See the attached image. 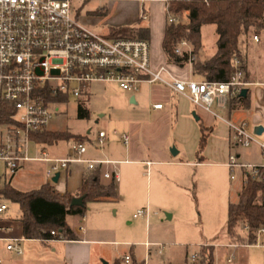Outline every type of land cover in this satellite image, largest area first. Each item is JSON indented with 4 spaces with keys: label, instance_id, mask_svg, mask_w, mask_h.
Listing matches in <instances>:
<instances>
[{
    "label": "built area",
    "instance_id": "2783aa9c",
    "mask_svg": "<svg viewBox=\"0 0 264 264\" xmlns=\"http://www.w3.org/2000/svg\"><path fill=\"white\" fill-rule=\"evenodd\" d=\"M72 1L0 0V107L5 106L9 111L7 118L0 122V161L10 173L25 162L41 161L47 163L46 180L54 184L52 178L57 172L60 177L71 164L82 163L89 171L98 169L100 177L108 182L119 181L117 165L120 161L84 157L87 149L84 141L71 140L67 156L53 157L31 137L33 132L46 129L49 120L59 111L57 99L60 102L78 99L86 94L88 83L113 82L128 92L138 91L142 83L161 84L219 118L211 107L225 108L230 96L240 94L243 87L250 84L243 80L241 62L236 57L232 60L234 73L222 81L185 79L178 77L166 64L154 66L148 40L94 32L72 13ZM147 17L142 11L141 18ZM166 20L176 22L178 18L168 14ZM253 39L258 40V36L254 35ZM189 47L190 44L182 40L176 51ZM193 59L194 55H190L189 62ZM153 107L161 108L162 104L155 103ZM227 125L240 145H259L261 162L239 163L236 155L229 154L224 165L230 171L240 167L253 176L260 169L264 170V143L247 131L244 121H227ZM111 133L123 144H128L126 133L115 129ZM106 136L105 130H97L98 146L104 144ZM31 144L35 148L34 156L29 155ZM5 209L6 205L0 203V213ZM138 216H147L146 210L138 209L133 217ZM244 229L247 230V226ZM51 234L57 233L51 231ZM263 234L264 227H261L257 237ZM57 238L63 239L61 234H57ZM8 241L6 248L20 254L19 239L9 238ZM198 256L197 252L192 253L186 264L197 261ZM232 259V255L227 256L226 264ZM122 261L130 264V254H125ZM142 264H149L147 257Z\"/></svg>",
    "mask_w": 264,
    "mask_h": 264
},
{
    "label": "rangeland",
    "instance_id": "374dc122",
    "mask_svg": "<svg viewBox=\"0 0 264 264\" xmlns=\"http://www.w3.org/2000/svg\"><path fill=\"white\" fill-rule=\"evenodd\" d=\"M143 2L145 9L148 5H151V9L147 13L148 17L142 20L146 21L152 16L155 21L161 23L166 16L163 2L160 0H145ZM101 4V0H73L72 13L74 14L75 10H78L79 15L83 16L87 12L95 11ZM182 20L186 21L184 14H182ZM201 38L206 51H213L216 38L214 26L204 25L201 29ZM239 47L242 53V61L244 62L246 56L248 66L255 77L264 79V71L262 70L264 65V32H260L258 40H254L251 34L242 35ZM150 54L156 61L161 58L155 39L150 44ZM136 94L139 99L138 105L127 100V91L122 90L116 83H88L85 94L88 101L84 103L89 109V117L78 118L76 114L78 99L68 98L66 102L57 104L59 111L49 120L47 129L67 130L73 134H86L88 130H90V134H94L98 129H104L110 135L113 129L122 133L119 127L124 128L130 123L138 121L140 122L141 134L137 143L141 147H148V151L155 153L154 156L152 155L154 159L175 158L172 157L170 151L171 147L176 148L175 143L171 141V129L175 115L170 112L166 118L154 116L150 112V105L158 95L149 92L146 87H142ZM179 104L189 106L191 118L196 124L201 123V120L206 117L214 118L199 107H195L188 98L181 99ZM211 110L227 118V112L224 109H218L213 105ZM193 111L200 117V120H195ZM248 111L249 109H244L245 118H247L244 120L247 123V131L258 140V136L253 133V123L248 121ZM215 119L213 123L220 120V118ZM211 120L209 119V121ZM215 137L219 139L220 135L217 134ZM196 143L197 145L193 149L190 148L191 145L189 144L191 143L188 142L187 149L181 151L176 158L184 161L196 160L195 152L198 142ZM67 146L66 140H59L53 145L46 146V148L51 156L62 157ZM209 148L212 151L219 149L218 142L213 140ZM203 150L202 155H204ZM229 151L230 154L234 155L237 151H242L249 156L250 160L258 156L255 143L248 147L240 144L234 145ZM29 155H35V148L32 144ZM123 165L125 164H122V167ZM33 168L42 170L43 164L28 162L12 177V174L5 169L4 164L0 161V185L11 179V184L15 188L30 189L36 186L39 180L46 178L42 172H34ZM133 169L134 172L138 170L136 172L139 174L146 170L145 175L139 176L135 182L134 192L129 187L128 189L119 188L116 202H106L105 204L87 202L86 204L85 214L88 217L86 226L94 224L100 205L109 206L108 215L114 222L116 231L103 232L104 235H99V237L130 240L127 245L117 246L116 250L110 245L95 246L98 252L103 249L105 254L96 259V264H113L115 259L120 260L123 254L131 252V244H133L131 253L135 255L137 260L147 257L149 264H161L168 262V256H173L174 261H181L184 255H187V259L195 252L199 255L200 245L203 242H210V244L226 242L227 206L230 201L235 202L237 200V190L242 183V168L234 167L233 171H230L225 166H172L157 163L148 168L143 165H133ZM62 178L63 173L57 183L58 186L62 185ZM117 183L118 185L121 184V182ZM6 204L8 209L3 214L15 215L14 212L17 208L19 209V205L17 206L16 203L8 200H6ZM138 209H145L147 216L133 218V214ZM173 212L174 217L168 219L167 215ZM80 218L81 216L78 215L71 219L74 226L78 224ZM145 240L151 249L150 257L147 256L145 242L143 243ZM215 248L218 252V260L215 261L214 255L213 264H226V258L229 255H232L233 259L228 264H244L242 259L244 255L250 259H257L259 257L257 253L260 250L254 247H224L222 245ZM257 260L259 261V259Z\"/></svg>",
    "mask_w": 264,
    "mask_h": 264
},
{
    "label": "crops",
    "instance_id": "0c3cea01",
    "mask_svg": "<svg viewBox=\"0 0 264 264\" xmlns=\"http://www.w3.org/2000/svg\"><path fill=\"white\" fill-rule=\"evenodd\" d=\"M101 1H102L101 6L97 8L95 11L87 12L85 13V15L80 16L78 10H75L74 15L77 17L78 20H80L83 24H85L94 32L102 33V35H107V36H110L112 29L121 26L148 27L149 28L148 41L150 42V44L154 39L155 41H157L160 51V57H161L158 61H156L153 59L151 55V61L154 66L160 64H166L178 77L185 79H197V80L201 79L199 76L191 72L190 62L186 63L183 66H177L175 64H171L167 62V59L165 57V54L161 46L165 23H166V17L163 18V21L161 23L155 21L152 16H150L148 20L143 21L141 18V12L144 11L145 13H148V11H150L151 9V5H148L145 9V3L143 2L145 0H101ZM160 1L163 2V7L165 9V3H166L165 0H160ZM214 50L207 52L206 49L204 48L200 55L202 56L211 55L214 52ZM243 65H244L243 78L245 77L247 82L250 83L249 85L243 87L246 89V93H245L246 100H244L242 104L240 102L231 100V96H230L227 102V106L225 108H218L216 106L218 109H224L227 112V118L218 114L220 116V120L217 121L216 123L213 122L214 120H216L215 118H219V117H216L212 113L205 111L204 109L199 107L204 112H206L210 116H213L214 118L206 117L204 120H201V123L196 124L191 118L189 106L179 104L181 99H185L186 97L176 94L171 89L161 84L142 83L138 91L136 92L127 91L128 93L127 100H130L131 103L138 105L139 99L136 93L139 92L142 87H146L149 92L158 95L154 98L155 100L150 105L151 106L150 112L154 116L158 118H162V117L166 118L167 116H169L170 112L171 114L175 115L174 124L171 129V139H172L171 141L172 143L173 142L175 143L176 148L174 146L170 148V151L172 150V148L175 149L176 153L171 154L172 157L175 158L173 159L163 158L160 160L152 158L155 153L148 151L149 150L148 147L146 148L141 147L137 143L138 138L141 134V129L139 128L140 122L138 121L132 122L127 127L124 128L119 127L122 133H126L129 136V142L127 145L123 144L117 135H113L112 133L109 135L107 131H106L107 136L104 139V144L102 146H98L96 143L95 140L96 133L90 134V130H88L86 134H80V135H85L84 140H82L86 143V147H87L84 157L96 158V159L109 158L120 161L117 166L120 174V178L118 182H121V184L118 185V183H115L117 194L119 188L128 189L129 187L134 192L135 189H133V187L135 185V182H137L138 177L139 176L142 177L145 175L146 170L142 171L140 174L136 172L138 170H135L134 172L133 165H143L146 168L157 163H165L172 166H185V165L187 166L195 165L201 167L225 166L224 162L227 159V153L228 155L231 153L229 151L230 148L234 147V145H239V143L233 137V131L228 127L227 121H231L233 123H240L241 121L247 120V118H245L244 109H249L248 121H251L253 123V128L256 125L262 126L261 133L257 136H258V141L264 143V79H257L255 77V74L251 71V69L248 66V60L246 56ZM262 70L264 71V65ZM155 103H161L162 107L154 108L153 104ZM192 114L195 117V120H200V117L196 114L195 111H193ZM209 119L212 120L209 121ZM201 128H207L210 130V134L207 137L206 145L203 150L204 155H202V160L197 158L196 152H195L196 160L194 161L193 160L184 161L182 159L176 158L177 155L181 153V151L187 149L188 142L191 143L189 144L191 145L190 148L194 149L195 145H197L196 142H199ZM217 134L220 135L219 139L215 137L217 136ZM213 140L217 141L219 144V149H215V151H212L209 148L210 143ZM67 143L68 146L66 148V152L62 157L67 156L70 153V141H67ZM255 144L257 145L258 156L255 159L250 160L247 154L242 153V151H237L235 155L239 163L255 164L261 161V149L257 143ZM46 146H50V145H46V144L43 145L44 150L49 154V151L47 150ZM53 157H59V156H53ZM30 162L42 163L43 164L42 170L39 168L38 169L33 168V170L34 172L37 171L42 172L44 176V170L47 166V163L41 161H30ZM26 163L28 162H25L15 172L11 173L12 177L19 170H21ZM122 164L125 165H123L122 167ZM85 171H87V169H85L84 164L82 163L71 164L69 170L63 173L62 185L58 186L57 184L60 177L58 178L57 182H54L53 185L55 189L60 194L64 192L73 195L76 194L81 186L83 174ZM100 180L102 182H108L102 178ZM244 180H245V171L243 169L241 186L243 185ZM4 183H9L12 186L11 179H9L4 181L3 184L0 185V188L4 185ZM44 183H48V181L46 179L39 180L36 186L30 189H19L13 186L12 187L17 190L28 191V190L36 189ZM239 189L237 190V194ZM92 202L96 204H105L106 202L113 203L116 201L101 200V201H92ZM0 203H4L6 205V209L0 213V260H1L0 264H96V259L98 257H103L105 254L103 252V249H100L98 252V249H95V246L110 245L113 246V248L116 250L117 246L127 245L128 243H130V240L128 239H116V238L112 239V238L99 237V235H104L103 232L116 231V227H114V222L112 221V219L109 218L108 215V211H107L109 209L108 205H100L98 207L99 212L95 216L94 224H92L91 226L85 225L88 224V217L86 216L85 213L83 215H80L81 218L79 219L78 224L75 226L71 219L74 216H78V214L67 216V224L72 230V234L75 236L76 239H58V238L31 239V238H24L21 234V225L18 221V218L21 214L20 208L16 209V212H14L15 215L13 216L6 215L3 214V212H5L8 209L6 200L0 198ZM16 205L18 206L17 203ZM173 215L174 212L168 214L167 218L171 219L172 217H174ZM80 226H82L83 228L82 230H80L79 228ZM9 238L19 239L17 244L21 248L20 254H16L14 251L8 250L6 248V244L9 243L8 241ZM144 242L147 243V240L143 241V243ZM202 245L213 246L215 261L218 260L217 259L218 252L215 247L220 245L224 247L232 246V247L258 248L260 249L257 253V255L259 256L257 259H259V261L256 258L250 259L249 257H247V255H244V257L242 258L243 263L264 264V234L259 235L257 237V241L254 244H231L229 243V240L226 236L225 243L210 244V242H203V244H201L200 246ZM130 246H131L130 251L132 252L133 244H131ZM144 246L146 247L147 250V254H148L147 256L150 257L151 249L149 248V245L146 246L144 244ZM131 252L125 254H130L131 257H133L136 261H143V259L137 260L135 258V255L132 254ZM125 254H123V256ZM123 256H121L120 260L115 259L113 264H124L122 261ZM168 257H169L168 262L161 264H182L187 261V255H184V258L181 261H174L173 256H168Z\"/></svg>",
    "mask_w": 264,
    "mask_h": 264
},
{
    "label": "trees",
    "instance_id": "16d2710c",
    "mask_svg": "<svg viewBox=\"0 0 264 264\" xmlns=\"http://www.w3.org/2000/svg\"><path fill=\"white\" fill-rule=\"evenodd\" d=\"M166 7V19L168 14L178 18L176 22L166 20L165 23L161 46L167 62L183 66L189 62L190 55H194L191 72L204 80H228L235 71L232 63L234 57L240 60V68L244 71L239 47L240 37L248 34L258 36L260 32H264V0H166ZM182 14L186 21L182 20ZM207 24L214 26L215 50L211 55L202 57L200 54L204 45L201 29ZM111 31V37L146 40L149 38V28L144 26H121ZM182 40H186L190 47L177 52L176 48ZM243 80L247 82L245 77ZM85 96L82 94L77 100L78 118L89 117V109L84 103L88 99ZM231 100L243 104L246 95L243 97L236 94L231 96ZM56 101L60 102L59 99ZM8 112L5 106L0 107V122L7 118ZM209 134V129L201 128L196 150L197 158L200 160ZM31 137L43 146L52 145L59 140H84L85 135L46 128L33 132ZM100 179L98 169L85 171L81 186L74 195L67 192L60 194L51 183H44L28 191L17 190L9 183H4L0 188V198L19 205L21 214L18 221L24 238L53 239L57 238V234H61L63 239H76L67 224V216L83 215L87 202L118 199L115 184L102 182ZM78 196L83 197V205H71L72 198ZM245 226L247 230L243 228ZM261 227H264L263 169L254 176L245 173V180L238 191L237 200L230 201L227 206L225 234L231 244H254L257 241V230ZM51 231L57 234L52 235ZM200 249L197 261L192 264H213V246L202 245ZM130 264H142V261H136L131 257Z\"/></svg>",
    "mask_w": 264,
    "mask_h": 264
},
{
    "label": "water",
    "instance_id": "95a60500",
    "mask_svg": "<svg viewBox=\"0 0 264 264\" xmlns=\"http://www.w3.org/2000/svg\"><path fill=\"white\" fill-rule=\"evenodd\" d=\"M245 93H246V89L243 88L240 92V95L241 96H245ZM194 114V113H193ZM261 130H262V126L261 125H256L254 128H253V133L256 134V135H259L261 133ZM172 154H175L176 151L175 149L172 148L171 150ZM59 178V173L57 172L54 177L52 178V181L53 182H57ZM71 205H78V206H81L83 205V197L82 196H78V197H73L72 200H71ZM168 217V215H167Z\"/></svg>",
    "mask_w": 264,
    "mask_h": 264
}]
</instances>
